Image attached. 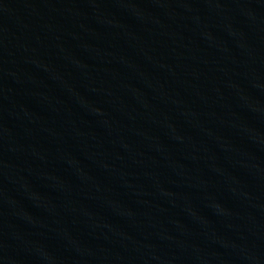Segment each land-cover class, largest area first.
Returning <instances> with one entry per match:
<instances>
[{
    "label": "water",
    "instance_id": "obj_1",
    "mask_svg": "<svg viewBox=\"0 0 264 264\" xmlns=\"http://www.w3.org/2000/svg\"><path fill=\"white\" fill-rule=\"evenodd\" d=\"M0 264H264V0H0Z\"/></svg>",
    "mask_w": 264,
    "mask_h": 264
}]
</instances>
